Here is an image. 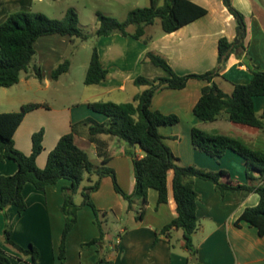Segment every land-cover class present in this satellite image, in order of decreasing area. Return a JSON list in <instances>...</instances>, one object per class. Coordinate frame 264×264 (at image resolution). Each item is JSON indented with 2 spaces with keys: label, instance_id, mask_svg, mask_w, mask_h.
<instances>
[{
  "label": "crops",
  "instance_id": "1",
  "mask_svg": "<svg viewBox=\"0 0 264 264\" xmlns=\"http://www.w3.org/2000/svg\"><path fill=\"white\" fill-rule=\"evenodd\" d=\"M189 1L204 8L207 14L176 32L164 33L159 22L146 27L142 39L120 34L94 38L93 46H96L100 62L108 75L100 85L85 86L84 78L90 59L79 63L80 84L89 87L87 90L72 81L76 61L73 47L77 40L72 42L58 35L38 39L34 45V65L21 75L17 85L0 88V113L18 112L29 103L45 105L26 114L14 133V147L30 155L33 134L43 131V150L36 159L37 166L42 169L58 140L73 131L74 143L87 153L94 165H102V154L108 152L112 158L106 166L114 171L119 187L128 194L132 193L134 176L131 155L142 158L144 154L139 148H130L114 137H91L86 122L104 124L107 118L92 112L88 104L133 102L134 97L146 89L134 85L137 77H161L154 75L156 68L146 59L148 53L162 56L178 76L204 74L217 67L218 42L222 38L230 43L234 41L236 21L222 0ZM231 4L243 14L247 36L245 52L232 53L224 68L212 80L226 95L232 94L235 85L251 82L247 59L264 71V0H231ZM30 5L31 0H0V24L11 13L29 10ZM65 60L70 62L68 72L53 80L52 71ZM35 70H39L42 80L35 77ZM207 85L210 83L190 79L183 89L164 88L155 92L151 109L178 118L177 124L160 127L159 133L182 166H195L210 172L224 170L231 180L250 184L245 160L233 151L228 150L221 159L215 160L192 146L191 130L198 128L240 138L252 148L264 151V128L259 130L229 122L225 114L212 123H204L194 116L193 108ZM253 104L256 115L260 117L264 112V97L254 98ZM17 169L14 161L0 157V176H11ZM252 176L258 178L259 173L252 171ZM172 178L170 171L166 183L167 202L158 203V193L150 189L142 211L140 201L135 202L131 211L127 210L126 201L116 193L110 177L100 180L98 189L90 194V198L97 210L107 212L104 264L192 262V256L184 248L182 231L173 228L164 233V228L177 217ZM90 179L95 181L96 177ZM69 185V181L60 180L44 191H38L27 183L22 191L26 210L19 214L17 208L11 206L6 211L12 241L22 248L34 246L38 251L36 264H98L96 246L86 245L99 236L94 213L89 206L78 211L76 223L66 237L65 260L60 261V244L65 226L61 212L62 189ZM86 185L88 183L84 181L80 190ZM194 188L199 195V226L193 235V244L197 249L195 260L202 264H264V237L245 221H241L240 227L235 226L246 208L259 203V196L246 190L226 191L222 195L210 181L202 179L194 180ZM78 195L76 203L81 204L82 197ZM5 225V218L0 214L2 251L11 264H31L30 257L24 258L3 245Z\"/></svg>",
  "mask_w": 264,
  "mask_h": 264
},
{
  "label": "trees",
  "instance_id": "2",
  "mask_svg": "<svg viewBox=\"0 0 264 264\" xmlns=\"http://www.w3.org/2000/svg\"><path fill=\"white\" fill-rule=\"evenodd\" d=\"M224 6L236 21V37L233 42L222 38L218 42L217 67L204 74L178 76L171 69L167 61L154 53L146 54V59L156 69L163 72V76L149 79L143 75L134 80L137 87H146L133 102L117 104L113 102H93L88 108L95 113L104 115V124L87 121L91 137L107 135L117 138L130 148H139L144 156L138 158L132 154L134 190L128 194L118 185L114 171L106 166L111 160L108 152L102 154V165H94L87 153L78 147L73 140V131L62 136L55 148L49 153L44 168L36 164L37 157L43 150V131L32 136V152L25 155L14 147L13 136L22 120L31 111L45 107L43 104L29 103L23 105L18 112L0 113V157L2 160L14 161L17 172L11 176H0V214L5 218V228L2 233V243L10 247L22 257H30L31 264H36L37 249L30 245L22 248L11 239L6 211L9 207L17 208L19 214L26 210V203L22 194L25 184L30 183L38 191L56 184L60 180L70 182L62 189L63 202L61 212L65 219V226L60 244V261L65 260V241L68 233L77 220L78 211L89 206L94 213V224L98 228V238L87 243L96 246L99 254L98 264H104L105 251L104 223L107 212L99 211L91 201L90 194L98 189L99 182L104 177L112 179L114 189L127 203V210L131 211L136 201L141 203V211L147 204V194L150 189L158 193V203L167 202V176L173 173L172 189L176 204L177 217L164 228V233L175 228L182 231L184 248L190 256H197V249L193 244V235L199 226L197 207L199 195L194 188V180L210 181L222 195L226 191L236 192L246 190L259 196V203L255 207L246 208L235 226L240 227L241 221L255 227L258 234L264 237V151L254 149L242 139L207 132L198 128L191 130V142L195 150L219 160L226 151L230 150L242 157L246 162L247 179L250 184H242L230 179L228 172L219 170L210 172L195 166H182L179 159L171 152L159 133V128L173 126L178 123L174 115L166 116L151 109L152 97L160 89L180 90L185 88L190 79L206 81L210 85L202 89L201 97L193 108V114L204 123L216 121L221 114L227 116L229 122L246 125L262 130L264 128V112L258 117L254 110L253 99L264 97V71H260L250 60L246 66L252 74V80L246 85H235L231 95L223 93L212 80L226 65L232 53L245 52L247 25L242 13L236 10L231 0H222ZM207 11L189 0H150V6L131 10L127 18L120 22L115 18L96 13L98 27L92 37L100 38L114 34L132 36L142 39L145 29L160 21L162 31L170 34L178 31L187 24L205 16ZM77 14L68 9L62 20L49 19L41 13L17 11L9 14L0 24V88H11L17 85L23 73L29 71L35 56L34 45L42 37L58 35L67 37L72 42L80 39L87 41L77 28ZM134 28L130 33L129 28ZM70 68L69 60L59 64L51 74L53 80L67 73ZM34 75L42 80L39 70ZM108 72L100 62L96 46H93L90 62L84 78L85 86H95L107 80ZM252 171L259 173L258 178L252 176ZM90 177H96L93 181ZM87 181L83 189L80 187ZM82 197L81 204L75 202V196ZM141 213L139 212L140 218ZM0 264H11L9 258L0 247ZM202 264L195 260L194 263Z\"/></svg>",
  "mask_w": 264,
  "mask_h": 264
},
{
  "label": "rangeland",
  "instance_id": "3",
  "mask_svg": "<svg viewBox=\"0 0 264 264\" xmlns=\"http://www.w3.org/2000/svg\"><path fill=\"white\" fill-rule=\"evenodd\" d=\"M149 6L150 0H31L29 10L23 11L41 13L54 20H62L68 9H73L76 12L78 18L77 28L89 39L87 41L77 39V43L73 47V51L75 50L76 53V61L72 70V81L79 83L81 88L87 90L89 87H82L83 85L80 84L78 67L79 63L89 60L91 57L95 38L92 37V34L98 27L96 13H101L122 22L131 10ZM159 22V20H156L155 23L159 24ZM128 30L133 32L134 28L131 27ZM32 65H34L33 61L30 66ZM154 75L163 76V72L160 69H154ZM78 200L79 195L75 196V202Z\"/></svg>",
  "mask_w": 264,
  "mask_h": 264
},
{
  "label": "water",
  "instance_id": "4",
  "mask_svg": "<svg viewBox=\"0 0 264 264\" xmlns=\"http://www.w3.org/2000/svg\"><path fill=\"white\" fill-rule=\"evenodd\" d=\"M195 258H196L195 256H192V262H195Z\"/></svg>",
  "mask_w": 264,
  "mask_h": 264
},
{
  "label": "built area",
  "instance_id": "5",
  "mask_svg": "<svg viewBox=\"0 0 264 264\" xmlns=\"http://www.w3.org/2000/svg\"><path fill=\"white\" fill-rule=\"evenodd\" d=\"M260 184H261V185H264V180H262V181L260 182Z\"/></svg>",
  "mask_w": 264,
  "mask_h": 264
}]
</instances>
